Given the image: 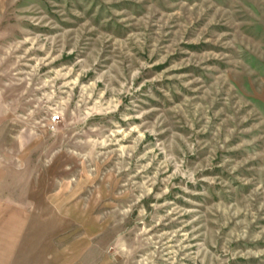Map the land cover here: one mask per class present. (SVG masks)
<instances>
[{
  "label": "rangeland",
  "instance_id": "374dc122",
  "mask_svg": "<svg viewBox=\"0 0 264 264\" xmlns=\"http://www.w3.org/2000/svg\"><path fill=\"white\" fill-rule=\"evenodd\" d=\"M0 215V264H264V0H0Z\"/></svg>",
  "mask_w": 264,
  "mask_h": 264
},
{
  "label": "crops",
  "instance_id": "0c3cea01",
  "mask_svg": "<svg viewBox=\"0 0 264 264\" xmlns=\"http://www.w3.org/2000/svg\"><path fill=\"white\" fill-rule=\"evenodd\" d=\"M10 219H15L16 223H19V217H9V216H1L0 215V245L1 247H6L8 244V231H9V227L7 226L8 222H10ZM6 245V246H5Z\"/></svg>",
  "mask_w": 264,
  "mask_h": 264
},
{
  "label": "built area",
  "instance_id": "2783aa9c",
  "mask_svg": "<svg viewBox=\"0 0 264 264\" xmlns=\"http://www.w3.org/2000/svg\"><path fill=\"white\" fill-rule=\"evenodd\" d=\"M58 119H59V115L58 114L53 115L52 121H58Z\"/></svg>",
  "mask_w": 264,
  "mask_h": 264
}]
</instances>
